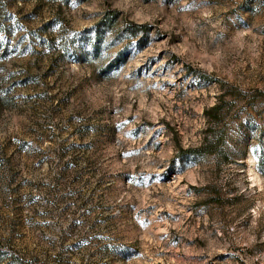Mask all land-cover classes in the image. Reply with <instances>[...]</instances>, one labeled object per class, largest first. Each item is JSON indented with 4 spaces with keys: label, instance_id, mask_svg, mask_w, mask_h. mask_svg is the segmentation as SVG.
I'll return each mask as SVG.
<instances>
[{
    "label": "rangeland",
    "instance_id": "rangeland-1",
    "mask_svg": "<svg viewBox=\"0 0 264 264\" xmlns=\"http://www.w3.org/2000/svg\"><path fill=\"white\" fill-rule=\"evenodd\" d=\"M0 246L264 264V0H0Z\"/></svg>",
    "mask_w": 264,
    "mask_h": 264
},
{
    "label": "trees",
    "instance_id": "trees-1",
    "mask_svg": "<svg viewBox=\"0 0 264 264\" xmlns=\"http://www.w3.org/2000/svg\"><path fill=\"white\" fill-rule=\"evenodd\" d=\"M118 14L119 12L117 10L109 9L106 15L104 16V18L101 20V23L107 25L109 29L115 28L118 22ZM125 24H126V29L131 33V35H137L141 31L148 30L146 25H142V24L140 25L135 22L128 21V20L125 21ZM4 252L9 253L11 255V258H13V260L18 262L19 264H42L38 260H25L19 257L15 252H13V250L6 249V248H3V246H0V253H4Z\"/></svg>",
    "mask_w": 264,
    "mask_h": 264
}]
</instances>
